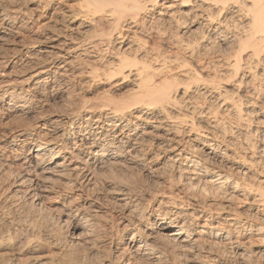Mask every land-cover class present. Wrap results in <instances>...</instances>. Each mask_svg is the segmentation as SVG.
<instances>
[{
    "label": "bare ground",
    "instance_id": "bare-ground-1",
    "mask_svg": "<svg viewBox=\"0 0 264 264\" xmlns=\"http://www.w3.org/2000/svg\"><path fill=\"white\" fill-rule=\"evenodd\" d=\"M77 1L0 0V43L15 47L0 65L49 58L19 80L0 70V105L7 110L0 118L30 115L62 96L85 65L89 79L132 78V90L123 99L80 103L45 118L41 110L36 125L16 126L2 139L0 161L14 166L12 194L31 207L60 201L73 239L63 244L66 236L53 224H18L0 208V264H91L81 246L98 251L104 238L124 264H161L167 250L188 264H264L258 262L264 257V104L251 98L264 91V0H179L175 9L158 0ZM47 8L53 10L45 17ZM165 21L177 32L167 36L158 28L157 41L146 48L147 31ZM102 23L105 30L97 28ZM24 50L30 58L22 59ZM165 53L178 61L179 75L165 65ZM192 82L207 104L190 94ZM242 85L251 91L243 93ZM242 121L254 125L248 135ZM117 166L159 181L144 197L137 181L116 182L111 222L100 224L96 214L106 209L92 187L101 176L114 179ZM242 199L244 209L235 208Z\"/></svg>",
    "mask_w": 264,
    "mask_h": 264
},
{
    "label": "rangeland",
    "instance_id": "rangeland-1",
    "mask_svg": "<svg viewBox=\"0 0 264 264\" xmlns=\"http://www.w3.org/2000/svg\"><path fill=\"white\" fill-rule=\"evenodd\" d=\"M64 1L65 2H68V3H76V4L78 3L77 0H64ZM158 1H159V4H162V6H166V5L171 4L170 6H172V8L175 9L176 8L177 1H179V0H158ZM52 10H53V8H50V9L47 8L46 9V12H48V13H46L47 15H45V17H48L49 13ZM47 20H48L47 18H44L41 22H46ZM59 22H58L57 26H60V24L63 23V22H60V23ZM169 23H171V22L165 21V22L156 23V24H154L155 26H153L152 29L149 31L150 33L147 31V33H148V34L146 33L147 34V36H146L147 39L145 38L146 44L144 43L145 46H146V48L150 47L151 45L153 46V42L157 41V39H155V38L158 37L156 33H157V31L159 29H161V31L164 30L165 31V35H167V36H170V35L172 36V34L174 35V33L177 32L176 31L177 29H176V26L174 25V22L172 21V23H171V24H173V26L171 24H169ZM50 24L52 25L53 22H51ZM103 24L104 23L98 24L97 28H101V29L105 30L106 29V25L104 26ZM100 25H101V27H100ZM122 26H123V23H122ZM89 30L91 31V29H89ZM90 31L87 32L88 35H92V33H90ZM151 32H152V34H151ZM150 34H151V36H150ZM147 40H148V42H147ZM1 46H2V48H1ZM154 47H156V48L158 47L160 50L162 49V46H160L159 43H157L156 45L154 44ZM14 48L15 47H13V46H11V47L7 46L6 43H2L0 45V58L1 57H6L7 58L6 61L9 62L12 59V57H13L12 51H15ZM5 49H7V50H5ZM35 49H37V47ZM25 50L22 53V59H24V58L25 59L30 58V57H27V56H26L27 58L25 57V53H26ZM8 51H9V53H8ZM112 51H114V50H112ZM2 52H4V53H2ZM10 53H11V55H10ZM90 53H92V54H90L88 56H91V55L95 54L94 52H90ZM180 53L183 54V55L184 54L187 55L184 51H180ZM180 53L177 56H181ZM110 54L107 55V53H106V55L102 58V62H104L105 60H107L109 58ZM164 55H161V57H159V59L160 58L161 59L164 58L165 60L164 59L163 60L165 61V63L167 62L165 65H168L167 68L168 69L169 68L170 69H172V68L174 69V71L173 70H170V72L172 71V73L179 75L180 74V71H181V68L180 69L178 68V65H177L178 64V61H174V62L172 60L170 61V58H167L166 57L168 55V53H165ZM38 56H40V58ZM38 56H37L38 59L37 58L36 59H32L33 61L32 60H29V61L26 60L28 62H31L32 61L31 63H28L26 61H18L20 64L17 62L14 65H12L13 67L11 66V64L7 65L8 62L5 63L6 62L5 61L3 64H5L6 67L3 66V65L2 66L0 65V70H3V71L5 70L6 73L8 71H10L9 72V73H11L10 76L13 77V78H17L19 80L21 78L27 77L26 76L27 73H29L31 71V69L34 68V64L40 63L41 61H43L46 58L47 59L45 61H43V62H47L49 60V58L47 57V55L44 56V54H39ZM8 58H10V60ZM85 58H88V57H85ZM178 58H180V57H178ZM161 59L158 60L159 63L162 61ZM164 61H162V62H164ZM25 62H26V64H25ZM170 62H172V63H170ZM85 66L83 68L84 70L86 69ZM175 68L176 69L178 68L177 69L178 71ZM83 69L80 70V69H77L76 68V72L74 73V75H76V76H73L74 79H71V81L69 83V88L67 89V91L65 90V93L62 96H60V97L58 96V97H56L54 99L51 98V100L48 99L49 100V101H47L48 103H43L42 106L40 107L42 109L37 108V110L35 112H33V113H30V115L29 114L28 115H21L20 113H14V112H9L10 114L9 113H7V114L4 113V115L1 116L2 120L0 118V146H1V144L3 145V142H4L2 139L3 138H6L7 135L10 134L11 130L14 127H16V126H24L25 125L28 128V126H30V125H32V126L33 125H36L35 122L40 119L39 116H41V115L39 113H41V110H42V112L44 110H46L45 111L46 113L45 112L42 113V118H45L47 116H50V114L52 112H53L52 114H54L55 111L58 112L61 109L62 110H64V109L65 110H68V109H70L69 107L72 108L73 106H76V105L78 106L80 103H82V104L83 103L91 104V102L94 103V102H97L98 100L99 101L100 100L116 101V100H119V99H123L132 90V88H131L132 87L131 86L132 85L131 84L132 78H124L123 81H122V79L120 80V78H116V79H110V81H109V79H106V77H104L102 75V76H95V77H92L91 79H89L88 78V75H85L84 72H81V71H83ZM22 82L25 83L26 81H22ZM182 82L179 83V86H181V84H183ZM232 82H230V85H227L226 86V88H228L229 90H231L233 88L232 86L235 84V83H232ZM27 84H29V82ZM192 84H194V82L191 83V87H190V92L191 93L190 94L195 97V100H196L197 103H203L204 102V104H207V101H208L207 98H203L200 95L198 96V93H196L195 91H193L194 90V86H192ZM251 86L252 85H247L245 87V86L242 85V89H243L242 92L244 93V89H247L248 90V88L251 91ZM66 92H67L68 95L66 94ZM248 94L249 93L246 94L248 97L252 95L251 98H255V100L257 99L256 100L257 102L253 99L256 102V104H258L259 102H263V104H264V96H263L264 91H263L262 94H260V95H262V97L260 95H258L257 97H255L254 94H251V95H248ZM261 99H262V101H261ZM3 106H5V105H0V113H1V111L7 112V110L4 109ZM255 106H257V105H255ZM247 108H249V107L243 106V110L244 109H247ZM38 109L40 110V112L38 111ZM262 110H263L262 111V114H263L264 113V105H262ZM34 114H35V116H37V114H39L38 115V118L35 117L37 119H34ZM43 114H44V116H43ZM252 118H254V115L252 116ZM243 122L244 121H242V128H243L242 129V134H244V132L246 131V129L249 128L250 130L248 129V131L245 132V134L247 133V135H248V132H250L251 130H254V128H252L254 125H253V123H251V125H250L251 127H250L248 125V124H250L249 122H247L248 124H246V121L244 123ZM244 125H245V127H244ZM247 126H249V127H247ZM259 126L257 125L258 129H260ZM237 128H239V126ZM8 130H10V131H8ZM235 134H232L231 136H233V137L236 138V135ZM249 136H250V134H249ZM251 138H255L253 136L252 132H251ZM254 145L257 146V147L258 146L262 147V144H261L260 141L256 142ZM7 152L8 151H6V154H10V152H8V153ZM228 153H231V151H228ZM3 162H5V161H3ZM3 162L0 161V203H1L0 204V208H1V211H3V212L6 211V213H7V211H9V216H11V218L13 220H15V222H17L18 224H20L22 221H23L22 224H24V222H25V224H29V222L31 220H32L31 221L32 223L39 221L38 224L40 223L41 224L40 226L42 228L44 227L43 224H46V225H49L50 224V226L53 224V226L50 227V228H53L54 230L56 229L55 231H57V229H58L57 232L65 235L66 236V238H65L66 241L64 240L63 241L64 242L63 244L68 245L69 242L73 239V238L71 239L69 237V235H68L69 232H71V230H72V228H71V222H70L71 220L69 221L70 218L69 219L67 218V216H66L67 210L64 209V208H62L60 201H53V199H52V201L51 200L44 201L42 205H40V206L39 205H36V206H33V207H31L30 205H28L27 202L24 203L25 202V198L24 197H21V196L20 197L14 196L12 194V191H11L12 186H9L8 187V184H10L12 182V177H13V173H12L13 170L12 169L14 168L13 164L12 163H7V162H5L6 163L5 164ZM103 171H104V174L105 175L111 174L109 172V169L108 168H104ZM113 173H114V175L116 177L114 179H111L110 178L111 179V180H109L110 182L107 181L106 178H104V177L102 178V176H101V178H99V180H96V184L92 187V188H94V191L93 192H94L95 196H97L99 198L98 201L100 200L101 202L104 203L103 210L106 209V210H104L105 213L102 212L101 214L100 213L96 214V217L95 218L98 221L101 222V223L99 222L100 224H102V223L105 224V222L106 223H110L111 222V219L108 218L109 215H110V213H111L110 211H112V210H110V206H113L112 205L113 203L110 200V197H112V194H111V191L110 190H111L112 186L116 182H118L120 180H122L123 182H124V180H125V182H130V180H132V179L135 180V181H137L138 184H139V186L140 187L142 186L141 189L143 188V193L141 191V193L139 192L138 195L141 194L140 196H143L144 197V196H146L145 195L146 191L147 190H150V188H152V187L154 188L155 185L157 184V182L159 181V180H156L155 177H151L149 175L147 176L146 171L140 170L137 167H133V166H131V167H128V166H117L113 170ZM250 178L252 180H256L253 177H250ZM138 191H139V189H138ZM15 197L17 199H15ZM15 200H16V202H15ZM106 202H107V204H106ZM152 203H153L152 206H155L157 204L156 201H152ZM244 204H245V202H244L243 199H242V201L241 200H235L234 201L235 208H238V209H241V208L244 209ZM105 205H106V207H105ZM8 206H9V208H8ZM17 206H19V207H17ZM117 207L115 206L116 210H117ZM42 215H44V216H42ZM42 217L48 219V222L49 223L46 222L47 220L46 219H43ZM23 218H24V220H23ZM34 219H35V221L33 222ZM65 219H66V221H65ZM56 223H58V224H56ZM34 224L38 225L37 223H34ZM59 224H60V226H59ZM56 227H58V228H56ZM106 240L104 238V241L102 239H101V241H99V245L97 243L96 246L98 248H100V249H98L97 247H94V248L98 249V251H96L94 249V250L88 252L87 250L90 247L88 248L86 246L85 248H83L84 245L81 246V249H84L85 251L81 250L80 248L79 249L81 251H83L84 253L86 252L87 255H90V256H88V258L89 257H92V258H90V261L91 262L94 261V262H92L93 264H100L101 262L106 263L108 260H113V264H124L123 263V259H122L123 257L120 256V255L116 256V252H114V249L112 247L109 248L108 245L105 244ZM256 243H257V241L255 239L250 247L251 248H256V247H254ZM103 245H105V246H103ZM78 247H80V246L78 245ZM86 248H88V249H86ZM260 248H262V247H260ZM167 251L168 252L170 251L169 252L170 255H169L168 252H166V254H167V256H165L166 259L163 258V260L160 262L161 264H188L187 261L184 260V258H182V257L181 258H178L177 256H175V254H174L173 251L172 252H171V250H167ZM41 252H44V251H41ZM97 252H98V254H97ZM258 262L264 263V257H262ZM232 263L235 264V261H232L231 264ZM133 264H138V263H133ZM139 264H158V263H156V262H150V261H147V260H142V261L139 262ZM228 264H230V262H228Z\"/></svg>",
    "mask_w": 264,
    "mask_h": 264
}]
</instances>
